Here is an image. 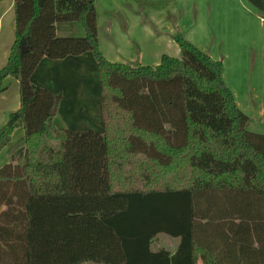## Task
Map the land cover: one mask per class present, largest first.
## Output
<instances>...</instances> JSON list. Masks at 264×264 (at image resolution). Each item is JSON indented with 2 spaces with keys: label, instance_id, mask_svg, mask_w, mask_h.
Masks as SVG:
<instances>
[{
  "label": "trees",
  "instance_id": "1",
  "mask_svg": "<svg viewBox=\"0 0 264 264\" xmlns=\"http://www.w3.org/2000/svg\"><path fill=\"white\" fill-rule=\"evenodd\" d=\"M14 7L0 93L17 79L20 108L0 152L24 136L0 168V264H264V134L223 62L178 31L181 59L112 63L95 0ZM72 23L83 37L58 35ZM162 234L174 252L154 250Z\"/></svg>",
  "mask_w": 264,
  "mask_h": 264
},
{
  "label": "crops",
  "instance_id": "2",
  "mask_svg": "<svg viewBox=\"0 0 264 264\" xmlns=\"http://www.w3.org/2000/svg\"><path fill=\"white\" fill-rule=\"evenodd\" d=\"M95 6L99 47L108 61L155 67L164 55L181 59L172 38L179 31L223 62L238 108L264 129V15L248 0H95ZM80 28L58 25L57 33L78 36ZM172 242L154 250L174 252L178 244Z\"/></svg>",
  "mask_w": 264,
  "mask_h": 264
},
{
  "label": "rangeland",
  "instance_id": "3",
  "mask_svg": "<svg viewBox=\"0 0 264 264\" xmlns=\"http://www.w3.org/2000/svg\"><path fill=\"white\" fill-rule=\"evenodd\" d=\"M193 19H195V14L193 15ZM15 33L16 25L14 0H0V71L7 65L11 48L15 41ZM77 33L78 36L81 37L85 35V31L81 30V28ZM2 85L6 87V89L0 93V129L8 122L10 114L18 111L20 108V90L18 80L13 77H7L2 82ZM57 123L60 124L59 121H57ZM249 130L264 134V129L259 127L256 128L251 124L249 126ZM23 136L24 131L22 128H18L14 131L11 143H9L0 152V168L10 162L9 150L11 146L20 141ZM160 239L161 242H156V246H153V248H157L158 244H161V247H170L173 244L172 241H174L175 246L178 244V239L170 238L164 234L160 235ZM82 264L96 263L87 262Z\"/></svg>",
  "mask_w": 264,
  "mask_h": 264
},
{
  "label": "water",
  "instance_id": "4",
  "mask_svg": "<svg viewBox=\"0 0 264 264\" xmlns=\"http://www.w3.org/2000/svg\"><path fill=\"white\" fill-rule=\"evenodd\" d=\"M56 109H57V107L54 108L53 115H55V113H56Z\"/></svg>",
  "mask_w": 264,
  "mask_h": 264
}]
</instances>
